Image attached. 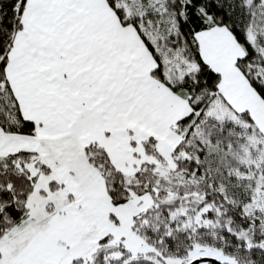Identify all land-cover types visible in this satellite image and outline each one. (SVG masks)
<instances>
[{
	"label": "snow or ice",
	"instance_id": "1",
	"mask_svg": "<svg viewBox=\"0 0 264 264\" xmlns=\"http://www.w3.org/2000/svg\"><path fill=\"white\" fill-rule=\"evenodd\" d=\"M0 264H264V0H0Z\"/></svg>",
	"mask_w": 264,
	"mask_h": 264
}]
</instances>
